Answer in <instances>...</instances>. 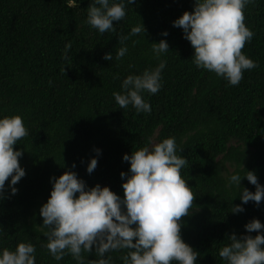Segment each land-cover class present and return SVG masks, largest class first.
<instances>
[{
  "label": "trees",
  "instance_id": "obj_1",
  "mask_svg": "<svg viewBox=\"0 0 264 264\" xmlns=\"http://www.w3.org/2000/svg\"><path fill=\"white\" fill-rule=\"evenodd\" d=\"M91 3L0 0V117L20 115L28 130L13 146L22 150L18 160L25 175L15 194L6 180L0 196V248L31 242L35 264H77L71 254L56 260L43 247L47 229L39 210L50 195V178L73 170L86 187L107 185L123 197L127 177L120 173L130 163L123 155L173 136L182 148L178 154L187 158L181 176L194 198L189 214L181 217L182 239L198 252L195 264H226L218 250L229 243L227 237L246 233L244 225L253 218L264 223V199L257 206L239 196L241 188L255 191V185L242 177L240 186H225L229 174L247 171L264 185V0H252L244 9V23L254 35L241 51L256 66L244 70L237 85L197 68L193 47L172 24L193 10L195 0H133L125 17L114 22L115 30L102 34L86 22ZM141 23L145 33L125 40L127 52L116 60L118 37ZM161 39L169 45L159 57L166 61L162 86L142 94L151 111L120 108L112 93L121 91L128 74L159 63L151 43ZM108 52L113 60L103 58ZM93 156L97 165L89 173ZM242 203L243 211L231 212ZM257 231L264 233L251 235ZM125 251H112V264H122ZM82 255L85 264L96 258L94 250Z\"/></svg>",
  "mask_w": 264,
  "mask_h": 264
},
{
  "label": "clouds",
  "instance_id": "obj_2",
  "mask_svg": "<svg viewBox=\"0 0 264 264\" xmlns=\"http://www.w3.org/2000/svg\"><path fill=\"white\" fill-rule=\"evenodd\" d=\"M251 2L195 0L192 11L186 10L172 21L173 26L182 28L183 37L193 47L195 66L214 72L228 85H237L243 71L256 66L241 51L254 35L244 23V9ZM132 3L133 0H92L87 7L86 22L101 34L114 31V22L125 17L126 4ZM67 4L72 7L74 0H67ZM141 31H146L142 23L118 37L121 47L115 50L116 60L127 52L123 42ZM167 34V30L161 33ZM151 50L159 59L169 50L168 42L165 39L152 42ZM103 58L113 60V54L105 53ZM165 66L166 61L159 59L156 66L125 76L121 91L112 93L115 102L122 109L131 105L137 113L151 111L142 94H154L161 88ZM26 135L28 130L20 115L0 117V196L6 180L15 194L18 190L15 185L25 175L18 160L22 150H14L13 146ZM100 151L96 149L97 153ZM181 151L175 137L169 136L151 147L145 145L131 154L125 153L123 160L130 163L128 171L120 173L122 178L127 177L122 182L123 197L107 185L97 183L86 187L73 170L51 177L50 195L39 210L43 218L41 225L47 229L43 233L46 237L43 247L56 260L71 254L77 264H85L82 252L93 250L96 258L89 259L87 264H112L110 253L114 250H126L120 257L122 264H171L172 261L195 264L198 252L182 239L180 231L181 217L189 214L194 199L190 185L181 176V169L187 164V158L178 154ZM96 165L97 157L93 156L87 163V172L91 173ZM242 177L255 185V191L241 188L240 200L253 201L258 206L264 199V185L253 171L229 174L225 186H240ZM243 203L232 205L231 212L243 211ZM244 228L246 233L227 237L229 243L219 248V257L226 264H264V233L257 231L251 235L253 230L264 229V223L253 218ZM35 251L33 243L24 241L18 242L14 249L0 248V264H35Z\"/></svg>",
  "mask_w": 264,
  "mask_h": 264
}]
</instances>
